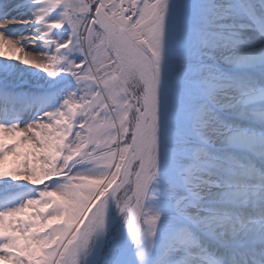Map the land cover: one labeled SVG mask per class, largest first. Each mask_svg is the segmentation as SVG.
Wrapping results in <instances>:
<instances>
[{"label":"snow or ice","instance_id":"1","mask_svg":"<svg viewBox=\"0 0 264 264\" xmlns=\"http://www.w3.org/2000/svg\"><path fill=\"white\" fill-rule=\"evenodd\" d=\"M0 264H264V0H0Z\"/></svg>","mask_w":264,"mask_h":264}]
</instances>
